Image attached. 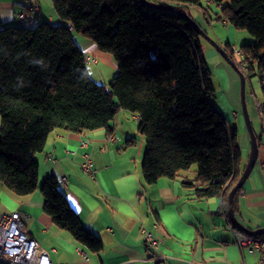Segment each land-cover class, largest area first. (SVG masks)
<instances>
[{
  "label": "trees",
  "instance_id": "16d2710c",
  "mask_svg": "<svg viewBox=\"0 0 264 264\" xmlns=\"http://www.w3.org/2000/svg\"><path fill=\"white\" fill-rule=\"evenodd\" d=\"M148 1L181 12L198 7L208 21L215 6L214 19L251 34L255 44L238 51L248 71L244 74L259 76L264 96V0ZM51 2L61 24L0 25V183L15 196H29L38 189L34 156L43 151L50 132L105 130L110 136L115 116L126 110L138 117L137 132L144 141L143 183L174 180L195 166V181H182V186L194 199H220L227 218L226 198L245 162L236 129L212 105L216 92L201 52L202 37L184 17L138 0ZM73 33L114 58L117 72L108 85L89 77ZM221 46L233 59L231 46ZM256 139L259 153L262 140ZM241 189L233 198L234 211ZM38 190L43 213L56 228L91 253L102 250L54 176Z\"/></svg>",
  "mask_w": 264,
  "mask_h": 264
},
{
  "label": "crops",
  "instance_id": "0c3cea01",
  "mask_svg": "<svg viewBox=\"0 0 264 264\" xmlns=\"http://www.w3.org/2000/svg\"><path fill=\"white\" fill-rule=\"evenodd\" d=\"M34 3L39 12L27 18L28 26L62 23L51 0H0V25L22 26L18 14ZM79 49L95 64L102 59L94 43ZM100 79L104 80L103 75ZM137 123L135 114L120 110L110 136L105 130L76 134L55 129L47 136L43 151L34 156L38 189L48 176L66 179L65 184H58L59 190L82 226L100 239L99 253L87 251L52 224L43 213L38 189L18 197L0 183V214L20 213L25 233L38 243L49 264H258V252L235 244L233 227L220 210L221 200L194 199L192 191L182 186V181H195L196 171L189 174L190 168L174 180L143 183L144 141ZM85 153L96 170L94 177L80 168ZM253 171L237 196L234 211L249 230L264 227V176ZM142 229L152 233L158 250L147 245Z\"/></svg>",
  "mask_w": 264,
  "mask_h": 264
},
{
  "label": "rangeland",
  "instance_id": "374dc122",
  "mask_svg": "<svg viewBox=\"0 0 264 264\" xmlns=\"http://www.w3.org/2000/svg\"><path fill=\"white\" fill-rule=\"evenodd\" d=\"M211 10V21H208L207 18L203 16L201 9L198 7H186L184 8V13L189 14L190 18L199 26V28H201L209 39L220 45L229 44L231 48L239 50V47L243 44H255V38L246 30L235 29L224 21H217L214 19V13L218 11L217 7L212 6ZM36 24H32L31 27L36 26ZM54 24L57 25V23ZM73 38L76 45L81 49H85L86 44L93 43L88 38L82 37L77 33H73ZM200 48L211 75V84L216 92V99L212 100V105L221 116L227 120L229 126L236 129L237 143L242 154V162L246 163L250 151V140L242 118L239 75L203 38H201L200 41ZM211 51L212 54L210 53ZM100 55H102L100 57L102 59H98L99 62L96 64L91 62L86 63L85 67L89 77L93 81L99 84L104 81V84L108 85L110 80L116 75L117 64L110 54L100 52ZM235 55L236 54H234L232 60L245 77V104L249 121L254 134L259 138L261 136V121L257 105L264 101L260 78L258 75L247 77L246 74L248 71L242 64H240L239 56ZM100 75H103L104 80L100 79ZM260 157L261 153L259 150V157L257 158L253 170H259L263 174L262 170L258 167ZM193 171H196L195 166L191 167V170L188 173L191 174Z\"/></svg>",
  "mask_w": 264,
  "mask_h": 264
},
{
  "label": "built area",
  "instance_id": "2783aa9c",
  "mask_svg": "<svg viewBox=\"0 0 264 264\" xmlns=\"http://www.w3.org/2000/svg\"><path fill=\"white\" fill-rule=\"evenodd\" d=\"M38 12L39 6L37 3H34L26 11L18 14L20 24L22 26L26 25L27 18L32 17ZM232 50L234 54L239 56L240 64L244 66L240 51L233 48ZM89 62L94 63L95 60L91 59L89 56H85V64ZM257 110L261 121L260 137L262 140L259 165L264 176V101L257 105ZM82 144L83 146L85 145L84 143ZM80 168L84 173L91 177H94L96 173L91 157L87 153L82 156ZM65 183L66 179L64 177L58 180V184ZM232 232L235 244L239 248L245 247L251 251L258 252L260 255L258 264H264V238L250 236L235 229H233ZM142 233L147 245L154 250H158V242L153 238L152 233L145 229H142ZM0 264H49L45 259L44 251H42L38 243L25 233L23 221L20 213L17 211L8 214H0Z\"/></svg>",
  "mask_w": 264,
  "mask_h": 264
},
{
  "label": "water",
  "instance_id": "95a60500",
  "mask_svg": "<svg viewBox=\"0 0 264 264\" xmlns=\"http://www.w3.org/2000/svg\"><path fill=\"white\" fill-rule=\"evenodd\" d=\"M140 3L147 5L148 7L159 8L163 10H168L175 13L178 16H182L186 19L188 24L191 28L195 29L196 32L199 34L200 37L205 39L228 63L233 67V69L238 73L239 80H240V98H241V112L242 118L245 124V128L249 135L250 140V151L248 154L247 162L236 182V184L232 187L229 191L227 198H226V208H227V219L230 222V225L234 227L236 230L241 231L250 236H260L264 235V227L258 228L255 230H249L248 228L244 227L235 217V213L233 210V198L237 190L241 189L247 180L248 176L250 175L253 167L258 158V144L256 136L253 132L251 123L249 121L246 104H245V77L242 72L239 71L238 67L235 65L231 57L224 51L222 46L215 41L209 39L206 34L199 28V26L184 12H181L176 6H163L159 4H155L151 1L147 0H138Z\"/></svg>",
  "mask_w": 264,
  "mask_h": 264
}]
</instances>
